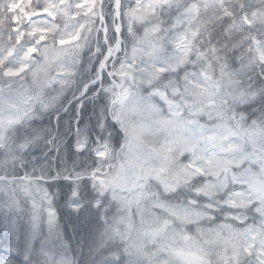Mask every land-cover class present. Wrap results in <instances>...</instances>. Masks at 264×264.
I'll use <instances>...</instances> for the list:
<instances>
[{
	"label": "snow or ice",
	"instance_id": "obj_1",
	"mask_svg": "<svg viewBox=\"0 0 264 264\" xmlns=\"http://www.w3.org/2000/svg\"><path fill=\"white\" fill-rule=\"evenodd\" d=\"M0 264H264V0H0Z\"/></svg>",
	"mask_w": 264,
	"mask_h": 264
}]
</instances>
